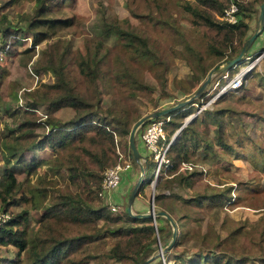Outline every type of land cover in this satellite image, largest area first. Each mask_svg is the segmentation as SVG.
I'll use <instances>...</instances> for the list:
<instances>
[{
  "label": "rangeland",
  "instance_id": "374dc122",
  "mask_svg": "<svg viewBox=\"0 0 264 264\" xmlns=\"http://www.w3.org/2000/svg\"><path fill=\"white\" fill-rule=\"evenodd\" d=\"M8 1L0 0V17H6L0 23V32L14 27L22 41L15 47L16 54L0 55V186L5 168L12 169L21 185L9 199L11 204L4 214L11 217L29 211L26 223L20 228L29 241L37 236L69 238L80 233L93 235L90 242L68 247L60 264H133L129 260L118 262L106 259L116 238L111 231L109 233L111 227L103 219L92 218L91 223H74L70 219L56 218L46 220L42 218V208L32 209L30 190L34 194L45 195L43 199L34 196L37 205H50L57 197L81 193L79 188L70 184L68 171L63 165L69 148L57 152L55 159L49 150H28L23 153L28 161L34 158L50 163L42 164L35 174H28L25 166H11L8 147L14 143V136L22 137L21 144L29 147L48 131L49 126L44 121L51 115L50 100L44 98L42 93L54 83V78L49 70L42 68L36 72L35 69L47 47L58 41L63 42L62 46H69L65 73L72 88L89 98L93 96V90L98 91L102 112L109 111L123 117L130 131L143 117L190 99L204 80L198 82L196 76L191 75L185 59L194 61L193 51L204 59L210 56L206 40L199 30L192 27L191 15L185 9L195 0H61L60 7L52 2L49 3L51 14L46 18H69L73 24L57 30L35 46L28 25L35 21L39 5L29 0H13L3 10V4ZM257 1L255 13L246 19L249 24L246 40L259 29L257 17L264 1ZM105 21L142 36L154 53L153 59L136 56L133 48L125 46L121 39H104L100 31ZM263 49L264 30L252 43L246 56ZM97 53L99 58H103L99 68L102 75L96 86H91L79 74L77 63L82 57ZM247 63L248 60L242 62L241 66L230 71L229 76L233 77L239 67H245ZM127 74L128 78L125 77ZM218 76L212 81H217ZM211 88L212 85L199 99L194 100V105H187L179 112L185 116L182 126L196 123L205 137L212 139L214 126L210 124L208 113L223 112L224 138L233 152L214 145L213 160H210L211 154L201 161L202 152L198 150L192 155L191 169H180V174L189 179L190 172L201 171L202 181L209 185L207 193L229 192L231 198L217 205H185L174 198V195L180 199L191 197L185 182L168 184L164 183L165 177L154 181L155 176L151 178L152 174L144 172V164L142 170L138 164L130 163V168L122 174L118 188L100 201L95 198L91 202L95 206L100 205L107 216L123 215L139 180L141 185L131 205L133 214H148L151 207L156 213L158 209L154 204V195H165L168 198L164 201L173 202L176 210L170 213V217L181 239L170 251L162 254L171 242L173 228L165 218L152 220V225L163 229V232L155 231L157 241L152 245L151 255L160 256L149 264L201 263L200 259L210 255H226L235 261H243V264H264V166L259 163L261 153L258 152L263 148L264 140V58L251 71L241 90L211 101L207 97L211 96ZM50 92L54 95V91ZM29 104H34L35 109L24 113ZM73 114L71 109H62L53 116L66 121ZM21 124L25 126L20 128ZM143 128L136 134V144L145 160V155L149 153L142 147L139 136ZM128 136L126 134L117 139L118 147L124 154L129 152ZM59 165L63 167L59 168ZM81 197L85 199L84 194ZM0 213H3L1 207ZM122 219L127 223L125 216ZM4 251L0 247V264L14 257L16 252L12 247Z\"/></svg>",
  "mask_w": 264,
  "mask_h": 264
},
{
  "label": "trees",
  "instance_id": "16d2710c",
  "mask_svg": "<svg viewBox=\"0 0 264 264\" xmlns=\"http://www.w3.org/2000/svg\"><path fill=\"white\" fill-rule=\"evenodd\" d=\"M12 1L4 3L2 9L9 7ZM29 1L39 5L35 21L28 25V30L31 31L33 38V46L42 40H46L57 30L72 26L73 22L69 18H46L51 14L49 3L56 2L55 5L60 7L61 0ZM231 1L238 6L239 15L241 16L235 24H228L219 19ZM255 2L258 1L195 0L194 4L186 6V11L191 15L192 27L199 30L210 50L208 59L202 58L200 54L194 51L192 52L194 61L185 59L191 75H195L198 82L204 80L210 70L220 67V65L232 60L240 53L249 29L246 19H249L255 13ZM5 19V16H1L0 23ZM42 24L44 26H41ZM100 32L106 40L111 37L121 39L125 46L133 48L136 56L153 59L154 53L148 48L147 41L139 34L107 21L104 22ZM16 33L14 27H7V29L0 32V51L4 52L5 56L17 53L15 47L22 41V38L19 37L20 33ZM62 44V41L50 44L43 54V59L38 63V68L35 69L36 72L42 68L49 70L54 78V83L49 85L42 93L44 98L50 100L51 115H49L47 121H44V124L49 126L48 131L41 139L33 141L29 147L21 144L22 137H12L14 143L8 147L12 161L11 166H25L28 174H35L42 164L48 165L50 163L48 161L40 162L34 158L28 161L23 153L28 150H49L55 159L57 152L69 148L70 152L65 156V164L63 165L66 166L68 171L67 179L70 184L72 187L79 188L81 193L67 194L63 198L57 197L50 205H43L44 203L37 205L34 196H40V199H43L45 195L34 194L30 190L32 209L42 208V218L46 220L56 218L67 221L70 219L74 223H91L92 218L103 219L104 223L111 227L108 230L109 233L111 231L112 236L116 238L106 254V259H113L118 262L129 260L133 261V264H141L152 254V245L157 241L155 231L157 230L158 233L162 234L163 229L155 228L149 218L133 219L126 211L123 212V215L107 216L100 205L95 206L91 203L95 198L101 200L103 173L107 168L118 162L117 139L120 136L129 135V124L123 117L115 113L102 112L98 91L93 90V96L89 98L85 93L72 88L65 73V61L69 53V46L68 44L62 46ZM98 55L99 53L93 56H84L77 63L79 74L91 86H96L97 80L102 75L99 68L103 58L102 56L99 58ZM125 77L128 78L129 75L127 74ZM50 91H54L55 96ZM34 106V104L27 105L24 113L33 112ZM62 109H71L74 112L69 120L61 121L53 116L56 111ZM179 112L171 114L172 120L164 126L165 143H168L171 136L182 126L185 116ZM223 115L224 113L221 111L208 113L210 124L214 126L212 139L205 137L204 133L194 123L184 127L178 133L179 135H176V137L178 136L177 139H174L169 145L166 154L169 167L164 173L160 174L157 181L165 177L163 179L164 183L185 182L191 192V197L180 199L174 195L175 199H179L185 205H217L219 202L231 198L229 192L207 193L206 189L209 188V185L202 181L203 174L201 171L190 172L189 179L180 174V167L184 164H192V155L198 150L202 152L201 161L207 159V156L209 157L211 154L210 160H213L215 157L214 145L233 152L232 147L226 144L224 138L225 124L221 119ZM24 126L25 124H21L20 128ZM258 152L261 153L259 163L264 166V140L263 148L259 149ZM126 155L134 163L129 152ZM140 155L144 158L143 153L140 152ZM60 167L63 166L59 165ZM143 167L145 173L153 175L155 163L152 161L150 154L145 155ZM262 171L264 172V168ZM3 177L4 180L0 186V207L4 213L11 204L9 199L19 190L21 183L10 168L4 169ZM41 190L44 191L43 188ZM83 194L85 199L81 197ZM167 198L165 195H154V204L158 209L157 212L163 211L170 216V213L176 209H174L172 201H164ZM28 212L22 211L9 217L0 227V247L5 250L4 252L10 247L16 250L14 257L5 259L4 264H60L68 247L77 246L85 241L90 242L93 239V235L80 233L69 238H55L53 236L42 238L37 236L33 241H29L24 230L20 229L27 221ZM123 216H125L127 223L123 222ZM180 239L181 237L178 238L177 236L173 247L179 243ZM201 260V263L181 261V264H206L207 261H211L210 264H243V261H235V259L226 255H210Z\"/></svg>",
  "mask_w": 264,
  "mask_h": 264
},
{
  "label": "built area",
  "instance_id": "2783aa9c",
  "mask_svg": "<svg viewBox=\"0 0 264 264\" xmlns=\"http://www.w3.org/2000/svg\"><path fill=\"white\" fill-rule=\"evenodd\" d=\"M241 16L239 15L238 6L231 1L228 6L224 9L222 16L219 18L221 21H224L228 24H235L240 20ZM2 51L0 55L3 56ZM264 58V49L259 51L256 54L249 55L245 60H248V63L245 67H239V70L236 71L233 77L229 76V72L221 74V77L217 81H211V101L217 100L219 97L234 91H239L245 84L247 77L251 74V71L259 65L261 60ZM241 66V65H240ZM208 86V88L210 87ZM215 92V93H214ZM172 120V115L158 118L156 120L150 121L147 123L142 133L139 135L141 143L146 148L147 152L152 156V161L155 163V170L153 175L155 180L159 178L160 174L164 173L165 170L169 167V162L166 158V154L169 148V145L175 139L177 131L171 136L170 141L165 143V130L164 126ZM117 155L118 162L110 168H107L103 173L102 183H101V193L100 197L104 198L105 196L111 194L114 190L118 188L122 180V174L130 168V159L126 154L120 151V148L117 146ZM128 159H127V158ZM145 160L142 159L141 163L144 164ZM181 170L191 169V165H182ZM9 219V215L0 213V227L2 224Z\"/></svg>",
  "mask_w": 264,
  "mask_h": 264
},
{
  "label": "water",
  "instance_id": "95a60500",
  "mask_svg": "<svg viewBox=\"0 0 264 264\" xmlns=\"http://www.w3.org/2000/svg\"><path fill=\"white\" fill-rule=\"evenodd\" d=\"M257 22L259 25V29H257L253 33V35L245 41V44L243 45L240 53L235 58H233L232 60H229V61L223 63L222 65H220V67L211 70L207 74V76L205 77L201 86L197 89L195 94L192 97H190V99L183 101L181 103H178L175 106H172V107L160 110V111H155V112L143 117L142 119H140L138 122H136L134 124V126L132 127V129L129 133V136H128V150H129V155H130L131 159L133 160V162L138 164L142 170H143L142 163H141L142 157L138 151L137 144H136V134H137L138 130L140 128L144 127L150 121L156 120V119L161 118V117L170 116L171 114H173L175 112L183 110L187 105H194L193 101L197 100L201 97V95L208 88L211 81L214 79V77L216 75L218 76V75H221L222 73L229 72L231 69H235L236 67L240 66L242 64V62L245 61V59L247 57L246 55L248 54L252 43L259 36V34H261L264 30V2L259 7ZM183 127L184 126H182L179 129V132H181ZM140 185H141V182L139 180L135 184L133 191L129 197L128 208H127L126 212L133 219H147V218H149L151 220H154L156 217H161V218H165L170 223V225L173 228V231L171 234V242L163 250L162 254H164V253L170 251L175 244V241L177 238L175 223L172 220V218L166 212L160 211V212L155 213L154 209H153L154 207L153 208L151 207V210L148 214H133L132 213L131 205H132V202H133V200H134V198H135V196H136V194L140 188ZM156 256H160V254L150 255L141 264H149L151 261H153L156 258Z\"/></svg>",
  "mask_w": 264,
  "mask_h": 264
},
{
  "label": "crops",
  "instance_id": "0c3cea01",
  "mask_svg": "<svg viewBox=\"0 0 264 264\" xmlns=\"http://www.w3.org/2000/svg\"><path fill=\"white\" fill-rule=\"evenodd\" d=\"M253 54V53H252ZM252 54H250L249 53V55H252ZM142 147H144L143 145H142ZM137 148H138V151H139V153H140V149H139V146L137 145ZM45 151V150H44Z\"/></svg>",
  "mask_w": 264,
  "mask_h": 264
}]
</instances>
